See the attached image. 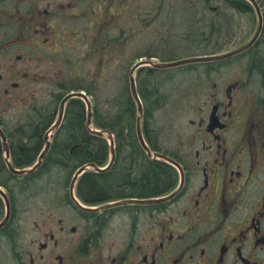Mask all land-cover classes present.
Segmentation results:
<instances>
[{
    "label": "flooded vegetation",
    "instance_id": "flooded-vegetation-1",
    "mask_svg": "<svg viewBox=\"0 0 264 264\" xmlns=\"http://www.w3.org/2000/svg\"><path fill=\"white\" fill-rule=\"evenodd\" d=\"M92 2L0 0V127L11 157L23 153L22 139L24 144L40 139L41 155L49 138L42 170L56 169L45 166L49 157L75 148V143L67 147L63 128L75 107L86 104L68 97L92 98L94 28L101 51L106 43L105 19L95 16L94 26V16H82L98 15L96 7L89 8ZM200 7L201 17L185 21L183 38L196 43L197 51L184 59H218L180 68L190 77L181 111L185 127L173 131L170 143V135L168 141L158 140L155 112L148 121L145 109L144 136L151 151L164 158H151L137 132L115 136L116 161L125 152L134 161L137 156L149 161L143 164L146 170L165 168L166 188L146 196L128 192L96 205L43 199L29 240L10 199L11 218L0 230V264H264V0H216ZM79 16L84 30L61 26ZM72 45L76 56L63 50ZM142 71L147 82L141 90ZM156 72H137L144 108L157 102ZM108 100L106 88L105 117ZM62 107V122L52 133ZM87 117L86 109L85 122ZM132 135L139 147L125 148L133 143L125 138ZM0 153L5 155L3 144ZM124 199L169 200L107 207ZM3 208L5 214L4 203Z\"/></svg>",
    "mask_w": 264,
    "mask_h": 264
},
{
    "label": "rangeland",
    "instance_id": "rangeland-1",
    "mask_svg": "<svg viewBox=\"0 0 264 264\" xmlns=\"http://www.w3.org/2000/svg\"><path fill=\"white\" fill-rule=\"evenodd\" d=\"M62 2L64 0H53ZM95 12L82 14L92 20L105 19L106 33L104 50L101 51V45L96 44L95 28L93 29V65L92 69V101L95 110L100 115L105 111L103 104V93L107 88L108 111L112 110L113 98L123 96L130 92V73L131 68L139 60L150 59L153 56L157 61L178 60L197 51L196 43L188 44L183 38L185 21L196 20L201 17L203 8L201 4L204 0H92ZM216 0L208 1L213 4ZM47 0H45V4ZM80 15L81 12H73ZM136 21H139L136 23ZM85 20L80 16L75 23H62V27L71 25L73 30L83 29ZM79 44H84L77 41ZM191 46V47H189ZM188 47V48H187ZM68 56H76L74 45L65 46L63 49ZM88 67H90L88 65ZM143 72V71H142ZM138 77V82L145 85L147 82L145 72ZM183 71L170 69L166 71H157L155 74L156 86H158L160 97L166 98V103L155 112V136L160 140L169 138V143L175 139L173 131H180L181 126L186 123L182 115V107L185 101V90L190 83L189 76H183ZM84 83V82H83ZM90 83V79L87 80ZM107 84V85H106ZM112 99V100H111ZM123 113V112H122ZM125 113V112H124ZM136 132V119H135ZM163 140V139H162ZM159 146V145H158ZM162 147V145H160ZM163 148V147H162ZM57 169L51 170L53 173L43 175V178L37 183V190L31 189L26 181H15L13 196V214L18 213L17 219L22 222V227L26 231L29 240L35 235V221L38 219L40 207L43 199H71L70 183L66 174H58ZM59 170V168H58ZM12 186V183H11ZM5 188V187H4ZM6 189V188H5ZM7 190V189H6ZM8 191V190H7ZM49 202L46 203H50ZM3 215L4 208L2 207ZM12 211V210H11ZM3 217V216H2ZM15 217V216H13ZM7 245L3 247V254L8 255Z\"/></svg>",
    "mask_w": 264,
    "mask_h": 264
},
{
    "label": "trees",
    "instance_id": "trees-1",
    "mask_svg": "<svg viewBox=\"0 0 264 264\" xmlns=\"http://www.w3.org/2000/svg\"><path fill=\"white\" fill-rule=\"evenodd\" d=\"M205 1L208 2L210 0ZM212 13L213 12H211V14ZM158 92L159 89L158 86H156L157 102L154 108L150 106L151 102L146 105V119L148 121L150 114H153L163 107V104L159 102L160 96ZM112 102V110L108 112L107 117L103 116V114L100 115L97 109L95 110L94 125L101 129L110 130L115 136L121 132L135 134L137 109L132 96H129L125 92L123 96L117 97V99L113 98ZM75 109L76 112L71 115L72 117L68 119L63 128V132L67 137L65 141L67 147H69L70 143H75L73 153L68 154L69 150L66 149V155L57 154V156H51L49 157L48 163L45 164V166L48 165L51 168H56L58 174H66L68 177V184L78 168L89 164H96L101 167L105 166L109 162L110 154L107 141L102 137L90 134L85 122L86 108L83 106H76ZM128 139L133 140V143L126 145L125 148L139 147L137 145V138L134 135L125 138V140ZM22 141H19V144L24 148L23 153L12 156L14 164L19 168L31 166L36 161L39 156V146L42 143L40 139L33 140L27 144H24ZM13 144L15 147H18L14 142ZM1 147L2 144L0 141V149ZM26 148H28L27 152H25ZM121 154L120 152V159L115 162L110 172H88L81 177L77 187V193L80 199L89 205H96L114 197H126L128 192L138 194L139 196H146L149 194H157L166 188L165 185L168 184V177L165 168L159 167L157 170H146L143 164L149 161H145L142 156H137L134 161L132 157L135 156H129L127 153L123 152L121 160ZM50 172L53 173V171L47 167V170L39 169L29 176L13 175L6 166L3 154L0 153V185L8 190L11 197L14 195L13 191L14 187H16L14 186L15 181H26L29 183L28 186L31 189L35 188L37 190V183L43 178L45 173L50 174ZM2 207L3 202L0 197V219L3 216Z\"/></svg>",
    "mask_w": 264,
    "mask_h": 264
},
{
    "label": "water",
    "instance_id": "water-1",
    "mask_svg": "<svg viewBox=\"0 0 264 264\" xmlns=\"http://www.w3.org/2000/svg\"><path fill=\"white\" fill-rule=\"evenodd\" d=\"M242 49L237 50L233 53H237L239 51H242ZM232 53V54H233ZM214 58H194V59H188V60H181V61H175V62H168V63H156L154 61L148 60V61H140L138 62L131 71V86H132V93L134 96V99L137 103L138 106V110H139V116H138V122H137V132H138V137L140 140V143L142 145V147L147 151L148 155L151 158L154 157H161L164 158L163 156L159 155V154H155L151 151L150 147L148 146V144L146 143V140L144 138L143 135V116H144V110H143V104L142 101L139 97L137 88H136V80H135V72L142 66H150L154 69H158V70H165V69H169V68H174V67H179L182 65H185L187 63H194V62H200V61H207V60H212ZM71 98H79V99H83L86 102L87 105V111H88V120H87V128L90 131V133H92L93 135L99 136V137H106L110 140L111 142V155H112V159L109 163V166L105 169H102L100 167H98L95 164H90V165H86L81 167L75 174L73 181L71 183V195L73 199H77L75 196V188H76V184L77 181L79 180V178L85 173L87 172L89 169H94L96 172H105L108 169H110L116 160V150H115V140H114V135L108 131V130H99L96 128H93V117H94V113H93V105H92V101L90 100V98L84 94V93H75V94H71L67 100L71 99ZM66 100V101H67ZM64 106V104H63ZM62 118H63V107H62V111H61V117L58 121V123L52 128L51 132L54 133L60 126L61 122H62ZM0 138L3 144V149H4V153H5V160L7 162L8 168L9 170L17 176H23V175H30L33 174L37 171V169L42 165L44 158L46 157L49 148H50V141L47 139V147L45 148V150L43 151V153L40 155V157L38 158L37 163L31 167V168H25L22 170H19L17 168H15L11 161H10V148H9V144H8V139L6 137V134L4 133V131L2 130V128L0 127ZM168 160V159H167ZM0 196L3 198L5 205H6V216L4 218V220L0 223V229H2L10 220L11 217V204H10V198L7 194V192L0 187ZM169 199H157V200H147V201H137V200H125V201H121V202H117L114 204H110L107 207H115V206H120L123 204L126 205H131V204H143V203H154V202H162V201H166Z\"/></svg>",
    "mask_w": 264,
    "mask_h": 264
}]
</instances>
